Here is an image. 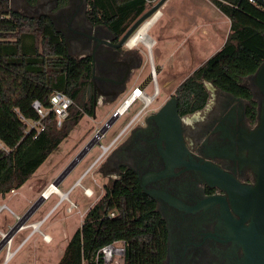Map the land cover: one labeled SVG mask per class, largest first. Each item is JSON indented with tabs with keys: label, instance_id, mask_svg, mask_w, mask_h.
I'll use <instances>...</instances> for the list:
<instances>
[{
	"label": "flooded vegetation",
	"instance_id": "obj_1",
	"mask_svg": "<svg viewBox=\"0 0 264 264\" xmlns=\"http://www.w3.org/2000/svg\"><path fill=\"white\" fill-rule=\"evenodd\" d=\"M72 2L78 8L76 17L65 7L68 0H38L34 8L54 13L73 56L91 59L92 91L86 98L92 100L96 114L99 104L114 103L126 93L143 68V56L126 42L121 44L124 33L118 36L106 25L90 20L88 0ZM150 74L135 87L145 90L154 81ZM182 82L164 101L156 94L143 110H138L128 128L96 163V172L107 178L103 195L108 185L123 179L125 172H132L143 193L154 201V211L166 231L162 264H242L246 252L235 239L234 219H241L238 211L245 212L231 193L230 183L224 179L221 184L216 172H210L219 169L245 187H257L260 177L253 167L258 160L253 134L264 93L254 75L243 78L251 98L204 80L206 104L184 113L178 93ZM170 100L176 103L177 118L158 120L156 116ZM246 216L245 224L249 225L252 217L250 213Z\"/></svg>",
	"mask_w": 264,
	"mask_h": 264
},
{
	"label": "trees",
	"instance_id": "obj_2",
	"mask_svg": "<svg viewBox=\"0 0 264 264\" xmlns=\"http://www.w3.org/2000/svg\"><path fill=\"white\" fill-rule=\"evenodd\" d=\"M24 1L32 7L38 2ZM153 1L88 0V17L120 36ZM212 2L231 20L230 32L223 47L179 86L184 113L206 104L204 80L251 98L243 78L264 61V9L250 0ZM91 75V59H77L69 52L46 13L27 15L16 10L11 0H0V141L4 145H0V195L23 186L82 118L94 114L93 102L86 98L92 91ZM55 90L74 101L62 126L51 111L37 138L26 135L27 123L21 115L37 119L33 101L39 99L49 107ZM154 205L132 172H125L84 217L58 264H97L99 250L121 239L126 241L125 264H162L166 231ZM111 211L115 215L109 217Z\"/></svg>",
	"mask_w": 264,
	"mask_h": 264
},
{
	"label": "rangeland",
	"instance_id": "obj_3",
	"mask_svg": "<svg viewBox=\"0 0 264 264\" xmlns=\"http://www.w3.org/2000/svg\"><path fill=\"white\" fill-rule=\"evenodd\" d=\"M11 1L13 7L24 14L38 15L44 12L40 8L36 10V8L32 6H28L24 0ZM158 1L159 0H154L151 2L148 9ZM171 1L174 4L175 12H177L181 7L182 0ZM161 10L162 13H164L162 17L164 24L169 18V14L163 10V8H160L159 11ZM226 19L227 18L217 20V32L212 34L216 37L215 39L200 34V37H197L195 41L191 40V42H195L191 47L189 46V42L186 43L183 41L184 34L176 30L179 23L172 26L173 31L171 30L168 34L160 37L158 28L162 21L161 18H159L157 25L152 26L148 32L154 39L151 53L147 46L141 41L134 46L127 45L132 50L141 53L143 56V68L133 79L126 93L114 103L99 104L95 116L86 114L79 124L71 131L69 136L49 155L39 166L34 175L23 184L17 193L13 194L9 192L4 195V197L6 196L5 198H0V204L6 202L19 215L15 217L7 209H4L0 213V227L4 221L12 224L5 232H8L11 228L14 229V224L17 221H22L23 215L29 211L32 206L37 204L29 220L34 221L45 217L41 230L49 234L52 238L50 242H46L41 234L36 233L25 242L20 252L6 264H58L66 245L72 237L76 236L75 234H77L81 228L84 217L90 211H93L96 202L104 193V186L107 183V178L96 172V164L91 167L103 151L100 143L108 145L112 138L118 134L136 114L142 106V102L140 100L136 101L128 112L119 116L113 125L108 128L105 135L100 134L94 138L95 142L100 141V143H96L59 184L63 192H68L74 183L86 173L81 179V182L84 186L94 190L91 196L85 194L81 185L75 186L68 197L71 201L76 203L77 206L73 207L72 211H69L68 209L71 206L70 199L67 198L60 202L61 197L56 192L52 193L47 199H42L43 192L51 183L59 179L64 169L69 165L72 159H74L75 154L84 145L86 140L95 137L94 135H96L97 131L121 107L125 99L132 93L133 88L142 78L152 71L153 67L161 71L157 73L156 79L151 82L145 90L149 94H154L157 91V97H159L161 102L167 99L180 82L188 77L215 52L218 46L217 44H219V41H222L229 30V23H227ZM212 31H214V29H212ZM0 145L4 146L2 142H0ZM30 230L31 229L22 230L20 235L16 236L13 248L19 244L22 237L26 236ZM1 239L0 235V240ZM4 254L6 256V250L3 248L0 253V262H2Z\"/></svg>",
	"mask_w": 264,
	"mask_h": 264
},
{
	"label": "water",
	"instance_id": "obj_4",
	"mask_svg": "<svg viewBox=\"0 0 264 264\" xmlns=\"http://www.w3.org/2000/svg\"><path fill=\"white\" fill-rule=\"evenodd\" d=\"M166 0H159L155 5H153L150 9L145 11L140 17H138L134 23L127 29V31L124 33L122 37L121 44L126 42L128 44V41L133 36V34L148 20L151 19L161 8V6L164 4ZM259 3L264 5V0H257ZM65 7L70 8V13L72 17H76L78 15V8L75 2L71 3V0H68V3L65 5ZM47 15L52 19L56 30L63 34V30L58 26L56 20L54 19V13H47ZM67 47H69L68 42L66 41ZM159 72V69L156 70V73ZM251 76L254 75L255 81L257 86L260 88V90L264 93V61L260 64V66L257 68V70L250 74ZM150 77L153 78V73L150 74ZM177 107L174 100H170L167 102L164 107L161 109L160 113L156 116V118L160 121H165L169 119V116L172 117V119H176L177 116ZM96 114H94L95 116ZM121 116V111L117 110L107 121L106 123L97 131L95 137H92L86 145L79 151V153L74 157V159L69 163V165L64 169L59 179H56L54 181V184L59 186V184L64 180V178L67 176L68 173L79 163V161L85 157V155L90 151V149L96 144L100 143V141L95 142L94 138L97 136L105 135L108 128L113 125V123ZM129 126V125H128ZM128 126H125L120 133L116 136L117 139L119 136L128 128ZM180 126V125H179ZM254 139L253 144L255 146L256 154L258 155V160L255 163L254 169L259 175V183L257 187L248 188L245 187L243 184H241L239 181H237L234 177L231 175H227L223 172H221L219 169L218 171L212 169L214 172H210L211 174L218 177V181L222 184L225 179L227 183H230V191L234 195L235 200L237 201L238 205H241L244 212H239L241 214V219H234V236L235 239H237L244 247L246 252V258L244 259V262L242 264H264V101L261 104L260 113H259V124L257 125L255 131H254ZM100 145L103 148V144L100 143ZM108 148V147H107ZM103 149L100 156L94 161V163L91 165H95L105 154L107 151L106 149ZM217 168V167H216ZM86 174V173H85ZM83 174L78 181L73 185V187L81 181V179L84 177ZM225 186V185H224ZM229 187V186H228ZM227 186L225 188L228 189ZM70 192V190L68 191ZM43 198V196H42ZM34 205L32 208L27 211L23 215L22 221H17L14 224V229L10 233L12 235L14 232L20 229L21 225L25 224L31 217L35 207ZM250 213V217H252L251 224L246 225L245 221L247 219V214ZM6 239L2 238L0 240V253L4 248Z\"/></svg>",
	"mask_w": 264,
	"mask_h": 264
},
{
	"label": "built area",
	"instance_id": "obj_5",
	"mask_svg": "<svg viewBox=\"0 0 264 264\" xmlns=\"http://www.w3.org/2000/svg\"><path fill=\"white\" fill-rule=\"evenodd\" d=\"M254 4H256L258 7L264 9V5L259 3L257 0H250ZM12 2V1H11ZM161 13V11H159ZM157 92V91H156ZM156 92L154 94H149L145 90H142L139 88V86L135 87L132 90V93L125 99L124 102H128L131 96H135V98L132 100V102L129 104V106L121 112V114H124L129 111V109L135 104L136 101L142 100L143 106L139 109V112L143 110L146 105L149 103L147 97H153L156 95ZM123 102V103H124ZM74 101L72 98H70L66 93L55 90L51 94L50 97V106L46 107L41 100L36 99L33 101V107L37 111L39 117L34 120H29L25 116L21 115V119L27 123V128L25 130L26 135H32L33 138H37L41 132L45 130V123L44 119L47 117V115L52 111L56 114V120L57 125L60 127L63 124V121L67 118L69 114V109L73 105ZM122 107V105H121ZM120 107V108H121ZM119 108V109H120ZM118 109V110H119ZM138 114V113H137ZM135 117V116H134ZM134 117L127 123L126 126L130 125L133 121ZM103 137V136H102ZM117 140V137H115L108 145L103 144V149L107 148L109 149L110 146H112ZM1 142V141H0ZM82 184V183H81ZM84 189V192L87 196H89L88 188L87 186L81 185ZM75 187V186H74ZM73 186L70 188V192L74 188ZM92 189V188H91ZM93 190V189H92ZM10 192L15 193L16 189H12ZM69 192V193H70ZM94 193V191H93ZM70 199V198H68ZM71 201V199H70ZM2 207H6L5 204L1 205ZM77 204L71 201V206L69 207V211H72L73 207H76ZM115 215V211H111L108 216L112 217ZM44 219L36 222H26L25 224L21 225L20 229L14 232L12 235L10 233L13 231L11 228L8 232H2L0 231L1 238L6 239L4 249L6 250V259H9V257H12L24 244L25 238L15 247L13 248V244L16 238V235L19 231L24 230L25 228L32 227L35 230V224L41 223ZM38 231L42 232L40 228H38ZM44 239L48 240L47 234L44 235ZM125 256H126V241L124 239L116 240L114 242L108 243L107 245L103 246L96 257L97 264L99 261H103V264H125Z\"/></svg>",
	"mask_w": 264,
	"mask_h": 264
},
{
	"label": "crops",
	"instance_id": "obj_6",
	"mask_svg": "<svg viewBox=\"0 0 264 264\" xmlns=\"http://www.w3.org/2000/svg\"><path fill=\"white\" fill-rule=\"evenodd\" d=\"M172 3V4H171ZM163 8V10H165L166 12H168L169 14V18L166 20V22L163 24V20L162 17L164 16V13H162L161 10V14L162 16L161 18V23L160 26L158 28V33L159 36H163L165 34H168L169 31H173L172 26H174L176 23H179V26L177 27V31L179 33H183L184 34V40L186 43L189 42V46H193V44H195V40L197 37H200V34H202V36H209V38L211 39H215L216 37L213 36V33H216V22L218 19H224L227 18L226 21L227 23H229V30L227 32V34H225V36L223 37L222 41H219V44H217V49L215 50L214 53H216L218 50H220L223 45L225 44L228 34L230 32V26H231V20L229 19V17L227 15H225L213 2L212 0H182L181 1V7L179 8V10L177 12H175L174 9V4L171 0H166L164 2V4L161 6V9ZM159 20V19H158ZM157 22L153 25H157ZM211 28V31H210ZM212 29H214V31H212ZM219 34V33H218ZM191 40H194L193 42H191ZM218 43V42H217ZM213 53V54H214ZM212 54V55H213ZM211 55V56H212ZM210 56V57H211ZM125 114V113H124ZM123 114V115H124ZM123 129V128H122ZM121 129V130H122ZM120 130V131H121ZM120 133V132H119ZM118 133V134H119ZM116 134L112 140L118 135ZM111 140V141H112ZM110 141V142H111ZM22 187V186H21ZM20 187V188H21ZM16 189V192L20 189ZM63 191V190H62ZM13 193V194H15ZM5 198L4 196L0 195V198ZM2 204H5L6 207H2L0 208V213L4 210L7 209L11 214H13L15 217L19 216L6 202H2L0 204V206ZM45 218V217H44ZM44 218H41L39 220H34V221H30L29 222H36V221H40ZM17 219V218H16ZM44 220L41 222L40 225V230H41V226L43 224ZM2 226L0 227V231L5 232L7 231L10 227H11V223H8L6 221H4L2 224ZM27 229H31L29 231V233L26 236H23L22 239L20 240V242L25 238V242H27L32 236H34L36 233H39L42 235L43 239H44V235L47 234L45 232H40L38 230H34L32 227H27L24 230ZM23 230V231H24ZM22 231V230H21ZM18 232V235H20V232ZM45 240V239H44ZM46 241V240H45ZM19 242V243H20ZM24 242V244H25ZM47 242V241H46ZM69 243V242H68ZM23 244V246H24ZM68 245V244H67ZM66 245V246H67ZM23 246L10 258V259H6V256L4 254V258L2 260V262H0V264H6L8 263L11 259H13L19 252L20 250L23 248ZM66 248V247H65ZM65 251V249H64ZM64 254V252H63ZM63 256V255H62ZM61 259V258H60Z\"/></svg>",
	"mask_w": 264,
	"mask_h": 264
},
{
	"label": "bare ground",
	"instance_id": "obj_7",
	"mask_svg": "<svg viewBox=\"0 0 264 264\" xmlns=\"http://www.w3.org/2000/svg\"><path fill=\"white\" fill-rule=\"evenodd\" d=\"M161 17V13L158 11L151 19H148L134 34L133 36L130 38V40L128 41V45L129 46H134L136 45L138 42H143L148 50L150 51V53L152 52V47L154 45V39L149 35V29L152 28V26L157 22V20ZM160 71V70H159ZM151 73H153V80L156 79L157 77V73H156V67L152 68ZM135 98V96H131L130 99L128 100V102H124L122 104V107L119 109V111L123 112L128 106L129 104L132 102V100ZM148 101L150 102L152 100V97H147ZM95 136V135H94ZM77 185H82L81 181L79 183H77ZM58 193L59 196L61 197L60 202L64 199L69 198V192H63L59 186L55 185L54 183H51L47 189L43 192L42 196L43 198H48L52 193ZM88 193L89 196H91L92 193V189L88 188ZM42 198V199H43ZM59 202V203H60ZM0 208H2V206H0ZM23 218V217H22ZM41 223H36L35 224V230H38V228L40 227ZM47 238L48 240H46L47 242H50L52 240L51 236L49 234H47ZM11 257H9L10 259Z\"/></svg>",
	"mask_w": 264,
	"mask_h": 264
}]
</instances>
